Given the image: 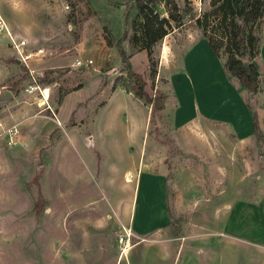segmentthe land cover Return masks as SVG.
I'll return each mask as SVG.
<instances>
[{
	"label": "rangeland",
	"instance_id": "1",
	"mask_svg": "<svg viewBox=\"0 0 264 264\" xmlns=\"http://www.w3.org/2000/svg\"><path fill=\"white\" fill-rule=\"evenodd\" d=\"M174 2L201 23L212 9L211 0ZM136 18L132 0H0V21L27 56L20 60L0 30V123L19 129L11 145L0 134V264H114L145 164L165 170L161 245L184 241L202 251V264H264L260 133L237 141L224 125L200 120L172 128L170 92H187L188 114L198 101L202 108L210 86L217 103L226 104L230 90L214 71L208 81H181L180 56L201 35L186 17L153 46L150 77L146 51L131 41ZM252 32L264 42V1ZM120 51L151 104L129 91ZM217 52L223 61L222 47ZM35 83L49 88L48 105L25 90ZM244 98L252 109L261 104L258 93L245 90ZM137 241L134 234L129 245Z\"/></svg>",
	"mask_w": 264,
	"mask_h": 264
},
{
	"label": "crops",
	"instance_id": "2",
	"mask_svg": "<svg viewBox=\"0 0 264 264\" xmlns=\"http://www.w3.org/2000/svg\"><path fill=\"white\" fill-rule=\"evenodd\" d=\"M180 57L181 69L183 70L181 81L191 84V74L201 78L205 74L208 81V75L212 76L209 71H214L216 78L230 90L229 99L226 104L220 100L217 103L216 98H218L219 90L210 86L205 97L203 94L200 95L202 108L198 101L197 108L193 109L192 107L187 114L185 107L189 103L187 101L189 95L184 89L179 88V92L175 89V94L170 92L169 95V104L171 103L169 106L171 112L170 126L179 129L198 120L213 122L224 125L234 140L247 141L255 134L254 119L257 131L264 141V42L259 45L258 54L254 59L259 79L257 93L261 97V104L256 109H252L246 103L245 89L239 85L234 77L226 74L222 68V61L212 52L202 35L192 39ZM181 85L182 82L177 87H181ZM128 95L130 94L128 93ZM210 106H214L211 112H209ZM3 139L5 142L6 138ZM145 165L144 172L139 169V174L134 180L127 218L128 225L139 240L129 245L123 256L118 257L114 264H187L189 261L188 254L197 255V264H202L198 257L202 251L196 250V248L189 251L183 245L184 241L175 245H161V239L157 234L165 228L168 222L165 170L160 167L158 171H154V168ZM139 190H141L140 195H138ZM135 215L136 218H134Z\"/></svg>",
	"mask_w": 264,
	"mask_h": 264
},
{
	"label": "trees",
	"instance_id": "3",
	"mask_svg": "<svg viewBox=\"0 0 264 264\" xmlns=\"http://www.w3.org/2000/svg\"><path fill=\"white\" fill-rule=\"evenodd\" d=\"M132 1L138 22L131 36V41L138 49L146 51L150 77H153L155 73L151 57L153 46L170 31L171 26L178 27L183 18L186 17L199 25L201 35L206 39L217 57H219L217 50L222 47V51L226 55L222 61V68L226 74L234 77L248 95H254L257 92L259 79L254 59L261 43L252 32V25L262 12L264 0H211L212 9L203 12L201 15L203 23L198 17L190 14L189 8L182 10L178 8L174 0ZM161 4L164 6L166 15L157 9V6ZM208 29L213 34L217 33V38L206 35ZM120 55L127 76L131 81L129 91L134 97L142 99L145 104H151V99L144 90V81L141 76L131 70L123 51H120ZM152 109L150 106L149 113ZM253 122L255 133H257L254 119Z\"/></svg>",
	"mask_w": 264,
	"mask_h": 264
},
{
	"label": "built area",
	"instance_id": "4",
	"mask_svg": "<svg viewBox=\"0 0 264 264\" xmlns=\"http://www.w3.org/2000/svg\"><path fill=\"white\" fill-rule=\"evenodd\" d=\"M0 30H4L6 32L7 36L10 39V43L12 44V47L14 48V52L17 54V56L19 57L20 60L24 61V59L27 57L26 54L23 53L24 41L23 40H19V41L13 40L11 35L9 34L5 24L3 23V21H0ZM32 81L34 82V78H32ZM25 90L28 92L35 93L38 97L39 103L42 106L48 105V103H47L48 90H49L48 87H40L39 85H37L35 83V84H29L28 88ZM0 132H1L0 134H3V137L6 138L5 143L7 145L13 144L15 139L19 135V129L14 125L4 127L0 123ZM132 237H134V234L131 231L130 227H123L122 228V234L119 236V242L122 243L121 251H122V249L126 243L129 244V241L131 240ZM137 240H139V238H137Z\"/></svg>",
	"mask_w": 264,
	"mask_h": 264
},
{
	"label": "bare ground",
	"instance_id": "5",
	"mask_svg": "<svg viewBox=\"0 0 264 264\" xmlns=\"http://www.w3.org/2000/svg\"><path fill=\"white\" fill-rule=\"evenodd\" d=\"M128 248H129V244H128V243H126V244L124 245V247H123L122 251H121V254L125 253V252H126V250H127Z\"/></svg>",
	"mask_w": 264,
	"mask_h": 264
},
{
	"label": "water",
	"instance_id": "6",
	"mask_svg": "<svg viewBox=\"0 0 264 264\" xmlns=\"http://www.w3.org/2000/svg\"><path fill=\"white\" fill-rule=\"evenodd\" d=\"M16 61H17V60H16ZM7 95H9L8 92H5V93H4V96H7ZM4 98H6V97H4Z\"/></svg>",
	"mask_w": 264,
	"mask_h": 264
}]
</instances>
